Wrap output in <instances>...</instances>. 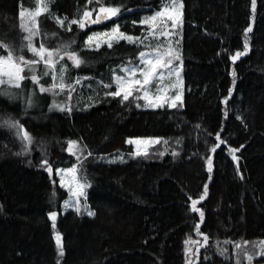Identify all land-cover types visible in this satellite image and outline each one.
Returning <instances> with one entry per match:
<instances>
[{
    "label": "trees",
    "instance_id": "obj_1",
    "mask_svg": "<svg viewBox=\"0 0 264 264\" xmlns=\"http://www.w3.org/2000/svg\"><path fill=\"white\" fill-rule=\"evenodd\" d=\"M100 3L120 5L121 14L85 29L72 25L71 31L67 21L61 27L54 18H78L85 8L98 10ZM162 3L53 0L50 14L37 17L41 31L33 40L37 46L75 40L72 47L87 63L77 69L66 57L64 62L69 65L68 77L83 78L84 86L77 85L73 92L71 113L49 110L54 99L64 102L65 94L53 97L37 89L38 103L27 112L21 101L0 96V114L18 118L34 138L30 151L23 153L21 141L0 128V264H184V241L194 236L197 223L209 236L210 247L201 249L196 264H233L217 246L231 252L233 243L225 241L264 239V0H257L255 13L251 0H183L178 45L183 107L150 109L143 100L121 103L119 97L106 96L114 86L106 89L101 82L111 83L113 73L146 48L121 41L111 49L104 45L89 50L84 46L87 35L118 22L122 31L143 37L146 27L132 21L159 10ZM38 7L39 0H0V43L11 44L27 59L34 57L26 47L20 48L27 42L18 12ZM249 25L250 50L233 63L231 56L243 51ZM0 53L6 50L0 48ZM23 83L33 88L30 79ZM87 85L90 96L85 93ZM217 133L226 143L216 139ZM156 137L161 141L148 149L147 157L131 155L130 139ZM69 140L87 146L80 163L67 151ZM215 144L220 147L213 153ZM229 148L238 149L237 161ZM173 150L178 155L173 156ZM117 154L126 162H96L97 156ZM43 159L53 168L51 175L41 164ZM74 164L91 185L87 203L93 216L62 213L68 195L54 172ZM205 184L208 195L201 201ZM193 200L204 211L203 221L192 209ZM50 211L57 212L55 230ZM54 231L62 237V257Z\"/></svg>",
    "mask_w": 264,
    "mask_h": 264
},
{
    "label": "snow or ice",
    "instance_id": "obj_2",
    "mask_svg": "<svg viewBox=\"0 0 264 264\" xmlns=\"http://www.w3.org/2000/svg\"><path fill=\"white\" fill-rule=\"evenodd\" d=\"M50 0H39L40 7L35 11L30 9L20 10L18 17L20 19L19 27L26 33L23 36V40L26 44L20 46L21 49L27 48L28 52L32 54L31 59H27L22 54H17V49L8 43H0V48L6 50V54L0 53V96L6 97L10 102L21 101L24 105V111L33 108L38 103V93H50L53 97L61 94L66 95V100L62 103H58L55 99L50 105L49 110L56 108L57 110L71 113V100L73 92L76 90V86L81 84V80L76 78L72 80L68 77L67 73L69 65L63 63L65 57L71 61V67L80 68L87 63L85 57H82L78 50L72 47L75 44V40L69 42H61L56 47H48L44 42H40L37 46L33 40L34 37L41 36V31L37 17L44 13H49ZM87 3H91V0H87ZM183 0H170V3H165L159 10L153 12L151 15H146L143 18L133 20L132 23L146 26V35L135 36L130 35L121 30V26L118 22L113 23L111 28L104 31H93L87 35L84 41V46L89 50H99L101 46L106 45L107 48H113L114 44H119L121 41L134 45H143L147 51H140L138 54L139 65H124L121 67L120 72L122 75L113 73L111 83L101 82L104 88H111L112 84H115L114 91H108L106 96L119 97L120 102L129 101L130 98L134 100H143L145 107L163 108L165 106L169 108L183 107L182 104V87L183 78L181 76L182 58L177 45L178 40L172 38L178 34V31L182 28L183 20ZM257 8V0H251V9L255 13ZM95 11V17L93 18V12ZM122 8L120 5H105L100 3L97 9L89 10L85 8L82 14L78 18L68 19L64 17H54L56 23L61 27H65L67 21V30H72V25H77L80 29H85L89 24H98L103 21H108L112 18L118 17L121 14ZM50 14V13H49ZM252 31V26L249 25L244 29V44L243 51H236L235 55L231 56L233 63L241 56L247 55L250 50L248 33ZM46 35V34H45ZM55 35V34H53ZM163 38V39H161ZM149 41V43H145ZM179 62V63H176ZM43 65V68L38 70V65ZM59 65V67H58ZM25 69L29 75H25ZM232 76L236 77V72L233 70ZM44 77H50V82H42ZM174 78V79H173ZM30 79L33 88L28 89L24 85V81ZM88 79V77H85ZM235 79H233V84ZM153 87L155 91H153ZM38 89V93H37ZM170 90H174L170 92ZM232 89H229V95H231ZM89 100L92 98L89 97ZM227 101H225L226 103ZM89 105H85L88 107ZM137 107L142 105L137 103ZM241 119V117H237ZM199 127V125H197ZM0 128H6L12 132L21 141V151L28 153L30 146L34 142V138L30 135L23 124L20 123L18 118L12 115L0 114ZM211 135V134H210ZM216 139L220 143H226L221 140L219 133L216 134ZM161 138H138L136 140H129V143L137 145L136 151L131 155L135 156H148L146 149L141 148L144 144L160 143ZM164 144L168 141L164 140ZM179 143V140H177ZM67 151L76 156L77 162L80 163V157L83 155L86 145L81 146L75 140H69L67 142ZM219 144H215L210 149L215 153ZM243 147V146H241ZM238 151L236 148H229V152L232 153V159L237 161L239 158L235 155ZM79 153V155H77ZM20 154V153H18ZM91 156L92 153L88 152ZM164 155L163 152L160 153ZM172 155L176 156L178 153L173 150ZM120 162H123V157H118ZM115 160H110L109 163H114ZM207 170L209 173L213 170V159L211 156L207 157ZM41 164L46 166V171L51 175L53 168L49 164L47 159H43ZM78 167L76 164L68 168L55 169L56 175L60 177V186L67 187L71 193L72 199L64 201V208H74L79 214L81 212V197L85 198L84 207L86 204V192L85 189L90 187V183L86 178L78 176ZM243 178V177H241ZM53 197L55 192H53ZM208 195V185H204L203 194L199 197V200H204ZM191 199V198H190ZM198 201H192V209L198 212L201 221L204 219V211L201 208L196 207ZM2 210V209H0ZM89 216L95 215L91 210L87 213ZM49 219L52 221V227L56 228L57 212L50 211L48 213ZM195 232L197 236L202 237L201 240L193 239L189 236L185 241V254L189 257L186 260V264H196L200 258L201 249L207 250L209 245V236L200 230V224L195 225ZM54 236L57 245V252L59 256L64 255V248L62 244V237L59 232L54 231ZM233 243L234 255L236 257V264H243L240 257H243V261L246 264H253V261L257 257H264V239L253 242L251 248H249V241L244 240L242 242H230ZM217 251L224 255L228 250L226 248H219ZM207 258V257H205ZM59 264V262H58Z\"/></svg>",
    "mask_w": 264,
    "mask_h": 264
},
{
    "label": "rangeland",
    "instance_id": "obj_3",
    "mask_svg": "<svg viewBox=\"0 0 264 264\" xmlns=\"http://www.w3.org/2000/svg\"><path fill=\"white\" fill-rule=\"evenodd\" d=\"M51 1H53V0H50V3H51ZM50 3H49V6H50ZM165 3H170V0H163V3H162V7L164 6V4ZM39 7H40V4H39ZM35 11V10H34ZM153 12H155V11H153ZM153 12H151V13H148V14H146V15H151ZM146 15H144V16H146ZM143 16V17H144ZM95 17V13H93V18ZM142 17V18H143ZM104 22V21H103ZM102 22V23H103ZM96 24H89V25H87L86 27H93V26H95ZM113 25V24H112ZM112 25H109L108 27H106V28H103V29H101V30H96V31H104V30H106V29H108V28H111L112 27ZM146 27V26H145ZM91 34V33H90ZM145 35H146V32H145ZM161 39H163V38H161ZM174 41L175 40H178V41H180V30L178 31V34L176 35V36H174L173 38H172ZM145 43H149V41H145ZM104 46V45H103ZM177 47H178V45H177ZM179 48V47H178ZM148 49H145V51H147ZM69 61V60H68ZM71 62V61H70ZM63 63H65L64 61H63ZM139 63H140V61H139V57L137 56V58L135 59V61H132V60H127L126 61V63L125 64H123V65H121L120 67H119V70H118V72H116L115 74H118V75H122L123 73H121L120 72V69H121V67L122 66H124V65H129V64H131V65H139ZM176 63H179V62H176ZM38 70H40V69H38ZM113 78V77H112ZM174 79V78H173ZM81 80V84L79 85L80 87H82V86H84L83 85V81H84V79L83 78H81L80 79ZM113 86H114V89L112 90V91H114L115 90V84H112ZM90 87L91 86H88L87 85V88H86V91H85V93H86V95L87 96H90L91 95V90H90ZM153 91H155V88L153 87ZM182 91V96H183V90H181ZM170 92H173L174 93V90H170ZM80 93H82L81 92V90H80ZM146 108H150V109H153V108H151V107H146ZM52 111H57V109L56 108H52ZM136 139H138V138H132V139H130V140H136ZM131 144H133V146H134V152L136 151V147H137V145L136 144H134V143H131ZM157 143H154V144H144V145H141V148H143V149H146L147 151H148V149L150 148V147H152V146H154V145H156ZM118 157H123V162H120V160L119 159H117ZM110 160H115V162L113 163V164H116V163H124V162H126V158H125V156L124 155H121V154H117V155H102V156H97L96 157V162H99V163H109V161ZM79 169V168H78ZM54 175H55V177H56V179H57V182H58V185L60 186V177L58 176V175H56V172H54ZM78 176L79 177H81V175H80V172L78 171ZM82 178V177H81ZM60 188H62V189H64L66 192H67V199L66 200H70V199H72V197H71V193L69 192V190H68V188L67 187H61L60 186ZM88 189V188H87ZM87 189H85V192H86V204H87V207H84V202H85V198L84 197H81V212L80 213H82V214H84V215H87V216H89L87 213H88V211L89 210H91L90 208H89V205H88V203H87ZM65 201V200H64ZM64 201H63V203H62V213H65L66 211H75L74 210V208H64ZM76 212V211H75ZM193 239H197V240H201L202 241V237H200V236H197L196 235V232L194 233V236L192 237ZM262 240V239H261ZM258 241H260V240H258ZM258 241H249L250 243H249V248H251V244L253 243V242H258ZM227 250H228V248H226ZM227 254H229L230 255V257H232V263L233 264H236V257H235V255H234V248H232V250H231V252H229V251H227ZM223 258H225V257H227V256H222ZM189 257L185 254V250H184V264H186V260L188 259ZM240 259H241V261L243 262V264H246V262H244L243 261V257L241 256L240 257ZM253 264H264V257H257V258H255L254 259V261H253Z\"/></svg>",
    "mask_w": 264,
    "mask_h": 264
}]
</instances>
